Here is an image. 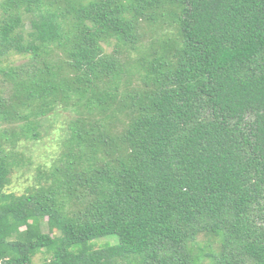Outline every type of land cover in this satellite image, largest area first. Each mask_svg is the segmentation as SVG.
Wrapping results in <instances>:
<instances>
[{"label":"trees","instance_id":"obj_1","mask_svg":"<svg viewBox=\"0 0 264 264\" xmlns=\"http://www.w3.org/2000/svg\"><path fill=\"white\" fill-rule=\"evenodd\" d=\"M14 54L0 264H264V0H0ZM61 106L60 164L6 192L2 134Z\"/></svg>","mask_w":264,"mask_h":264},{"label":"rangeland","instance_id":"obj_2","mask_svg":"<svg viewBox=\"0 0 264 264\" xmlns=\"http://www.w3.org/2000/svg\"><path fill=\"white\" fill-rule=\"evenodd\" d=\"M109 52L111 46L103 45ZM27 60L23 55H9L0 62V66H13L24 63ZM75 117L71 106L57 107L54 112L40 116V124L37 127V136L34 138L20 139L15 144L9 140L13 128L23 123V120L11 125H1L0 131L7 130L2 134V145L6 152L15 153L23 164L13 166L10 173V183L4 187L6 192H14L19 195L26 193L36 184L38 169L48 171L53 165L60 164L59 158L63 150V143L68 134V123ZM42 258L37 253L32 258L31 264H37Z\"/></svg>","mask_w":264,"mask_h":264}]
</instances>
